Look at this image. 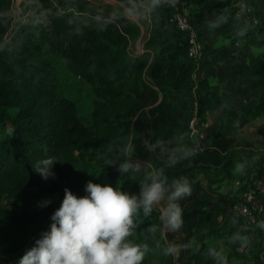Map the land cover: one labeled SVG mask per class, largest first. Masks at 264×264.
<instances>
[{
    "label": "trees",
    "instance_id": "16d2710c",
    "mask_svg": "<svg viewBox=\"0 0 264 264\" xmlns=\"http://www.w3.org/2000/svg\"><path fill=\"white\" fill-rule=\"evenodd\" d=\"M122 1L142 18L150 14L152 27L140 57L128 51L140 37L136 27L112 9L81 0L78 15L90 16L96 24L72 17L73 0H26L24 9L35 19L50 22V30L23 21L8 42L1 37L5 29H0V264H20L26 251L50 230L51 216L60 207L65 188L80 198L88 195L85 186L89 181L125 192L133 180L146 182L140 173L121 175L108 164L126 159L120 150L127 146V132L134 122L130 120L139 112L146 114L150 145L134 137L133 159L149 162L169 186L182 177L191 182L208 174L212 183L231 188L229 202L234 207L244 194L255 191L256 181L264 176V154L253 151L247 157L236 156L227 138L236 124L264 119V0H188L195 13L193 26L205 45V38L213 34L214 16L235 20L233 5L239 1H246L260 21L259 26H239L224 34L234 49L229 54L242 49L259 51L241 69L242 77L260 90L257 103L240 112H227L228 128L211 133L204 144L207 151L201 153L194 151L189 138L190 99L181 96L183 91H192L189 79L196 66L188 60L185 34L170 22L173 8L162 3L155 8L153 0ZM10 4L11 0H0V6ZM54 58L74 77L94 86L102 101L93 120L84 119L77 103L63 90ZM147 86L156 89L161 100L145 113ZM199 86L201 117L207 121V113L214 111L210 106L214 94L203 98L207 84ZM48 157L57 162L52 168L54 176L44 180L33 165ZM250 170L255 179L248 176ZM44 201L50 203L41 207ZM224 211L212 207L207 197L182 209L187 245L201 246L196 264H221L219 258L209 257L215 245L207 243L226 235L227 227L219 219ZM133 219L136 228L129 240L147 244L149 249L142 264H176L174 256L164 254L168 243L158 216L145 217L141 209ZM221 257L227 264L234 255Z\"/></svg>",
    "mask_w": 264,
    "mask_h": 264
},
{
    "label": "clouds",
    "instance_id": "9594fccd",
    "mask_svg": "<svg viewBox=\"0 0 264 264\" xmlns=\"http://www.w3.org/2000/svg\"><path fill=\"white\" fill-rule=\"evenodd\" d=\"M174 0H153V7L161 3H173ZM135 132L126 137L127 146L122 148L123 161L113 160L121 175L139 173L145 165L134 160L131 141ZM54 157L37 161L34 171L47 180L54 176L52 171ZM149 183L140 185L138 195L129 194L111 185L87 182L88 195L78 198L65 188L61 206L52 214L50 230L43 232L34 246L27 250L20 264H142L148 245H139L129 240L136 228L134 216L142 209L148 217L154 207H159V220L162 228L177 233L183 225L182 208L178 201L191 196L192 188L187 178H180L166 187V181L153 171L148 177ZM166 200V204L162 203ZM50 201H44V207ZM155 230V229H153ZM182 247L169 243L164 249L165 255H177ZM208 254L225 259L220 253L209 249Z\"/></svg>",
    "mask_w": 264,
    "mask_h": 264
},
{
    "label": "crops",
    "instance_id": "0c3cea01",
    "mask_svg": "<svg viewBox=\"0 0 264 264\" xmlns=\"http://www.w3.org/2000/svg\"><path fill=\"white\" fill-rule=\"evenodd\" d=\"M237 28L235 27V29ZM212 33L205 38L207 46L205 58L199 70L196 71L195 69L191 75L189 84H192V86L195 84L200 87V83L206 82L207 89L205 90L203 98H207L211 93L214 94L210 97V106L214 111H209L207 114L212 127L217 130L221 126L222 121L225 120L226 110L230 108L237 109L236 104H240L241 106L247 105L246 101L250 99L249 95L252 93L249 92L248 86L246 84L244 85V83L251 81L248 78L242 77L241 69L250 64L251 57L258 55L259 51L242 49L238 52H233V54H229L234 49L231 43L224 37V34H227L228 31L219 32V35H216L215 31L212 30ZM190 93L183 91L181 96L190 99ZM256 94L253 105L257 103L259 98V89L256 90ZM222 109L226 111L224 116L220 112ZM253 168L256 170L255 167ZM235 170L238 169H233L234 173H239V171L235 172ZM251 174H253V171L250 170L249 175ZM211 180L212 178L208 174H200L197 179L189 182L192 188V194L184 198L185 207L183 209L189 208L194 201L201 197H207L210 205L212 203L215 204L214 207H223L225 211L219 219L227 228L224 231L226 235L218 243L223 246V250L224 247L227 249L228 253L226 255H234V258L229 259L227 264H264V221L259 220L255 226L250 227L245 224L243 219L237 216L233 218L229 214L230 211L232 212V207L229 202L231 188L225 189L223 184H214ZM239 183L240 180L236 179L237 186H239ZM210 190L213 191V194L209 193ZM179 234V237L184 238L185 242L183 226ZM218 246L215 245L214 250L219 253ZM231 246L232 248H230ZM200 251L201 246L194 252L195 254L193 255L196 258L195 261H193L194 259L190 261L191 264H196Z\"/></svg>",
    "mask_w": 264,
    "mask_h": 264
},
{
    "label": "rangeland",
    "instance_id": "374dc122",
    "mask_svg": "<svg viewBox=\"0 0 264 264\" xmlns=\"http://www.w3.org/2000/svg\"><path fill=\"white\" fill-rule=\"evenodd\" d=\"M73 1H74L73 6L75 7L73 8V12L71 13L72 17H78L80 20L84 22L96 24L95 23L96 20H93L92 17L78 15L77 12L80 11L81 4L79 0H73ZM211 1H219V0H211ZM14 4H15L14 0H11V4L9 5V7L0 6V29H3V28L5 29V33L1 34V37H3L5 41L7 40L8 42H10L12 38L16 36V34L21 30V27H22L21 22L23 21H29L37 25L40 24V27L44 29L46 32L50 30L51 28L50 22L44 21L42 20V18L35 19L33 17V14L29 11L28 8L24 9L26 2L22 8L21 17L18 15V12L14 8ZM101 8L111 10L108 7H101ZM132 12L134 11L132 10ZM118 13L120 14V17L122 18L124 17L122 13L120 12ZM135 15H137L140 18L139 25L141 26V29H140L141 31H139V33H140V36L142 35L141 38L142 39L144 38L145 40L146 36L149 33L150 25L149 23H147V20L145 21L140 15L136 14V12H135ZM128 22L130 21L128 20ZM130 23L133 27H135V25L132 22ZM211 23L213 26L211 29L215 31L216 35H219L218 34L219 32H225V31L231 30L232 28L235 29V27H239L237 21L231 20L229 17H220L219 15L214 16V18L211 20ZM116 24H119V22H116ZM123 29L124 28H122V30ZM136 43L132 44V48H134ZM128 51L130 52L129 48H128ZM53 62H54L53 66L55 67L57 78L62 84L63 90L66 91V93L69 94L71 98L77 103L81 116L86 120H93L97 112L98 114L100 113L99 108H98V103L102 101L100 97L98 96V94L95 93L94 86L84 81L83 79L76 78L72 74H70L69 71L66 70L61 65L59 59L54 58ZM251 83L252 81L248 83H244V85L246 84L248 86L249 92L252 93L249 95L250 99L246 101L247 105L254 104V100H255L254 96L257 95L256 90H258L256 89V87L254 88V86L252 85L253 83L252 84ZM244 85L242 84V86ZM144 91L145 92L143 94V98H144L143 100H144L145 108L143 109H146V111H144L146 113L147 111H149L150 109L158 105L159 101L161 100V95L160 93H158L156 89H154L151 86H147ZM236 107L238 108L237 109L230 108L226 111L229 112L235 109V111L237 110L238 112H240L242 107L244 106H241L240 104L239 105L236 104ZM226 111L223 109L220 110L221 114L223 113V116ZM139 114H141L142 117L138 116ZM139 114H136V117L130 120L134 122L131 125L130 131L128 130L127 136L131 131L134 130L135 132L134 137L141 138L142 143L145 146H148L150 145L151 131L147 127V124H146V120H145L146 114L144 115L143 112L142 113L139 112ZM227 124H228L227 120L222 121V124L220 127L222 129L228 128L226 126ZM220 127H218L217 130ZM214 131L215 129L212 127L211 133H213ZM263 136H264V119L258 120V121H255L249 124L244 123V122L240 124L238 123L231 129V133H228L227 135V138L231 145L230 151H232L233 154L239 157H247L253 151L264 154V137ZM140 161L144 163L145 168L143 171L139 173L146 179V182H137L133 180V182L129 184L126 188L127 193L129 194L138 195L140 192V185L150 182L148 180V177L153 171L158 172L156 169H154V167L149 162L143 161V160H140ZM260 165H262V163H260ZM234 169H237V168H234ZM235 172H238V170H235ZM159 174H160V179L162 181H166L165 180L166 178H164L165 176L161 174V172ZM248 176L255 179V176L253 174L249 175V172H248ZM167 186H169L168 181H166V187ZM209 193L213 194V191L210 190ZM162 203L166 204V200ZM178 203L180 204L182 209L183 207H185L184 199H181L180 201H178ZM211 206L214 207L215 204L212 203ZM152 214H156L159 218V215H160L159 207H154ZM229 214L233 216V218L236 217V213H234L233 210L232 212L230 211ZM162 230L164 232V235L166 237L168 244L173 243L177 245L187 246V247H182L179 253L177 255H174L176 264H187V263L191 264L190 261L192 259H194L193 261H195L196 256L193 254H195L194 252L196 251V249H198V247L195 248L191 245L192 246L191 248L189 244L187 245L186 241L184 242V238L179 237L180 236L179 232L172 233L163 228ZM207 244L216 245V246H218L219 244L218 247H219V253L221 256L226 255L228 253L227 249L224 247V250H223V246L220 245V243H218V241H215L214 239L209 240ZM230 248H232V246Z\"/></svg>",
    "mask_w": 264,
    "mask_h": 264
},
{
    "label": "built area",
    "instance_id": "2783aa9c",
    "mask_svg": "<svg viewBox=\"0 0 264 264\" xmlns=\"http://www.w3.org/2000/svg\"><path fill=\"white\" fill-rule=\"evenodd\" d=\"M141 2V0H137ZM171 6L174 10L170 22L181 33L185 34L188 43V60L194 63L196 71L199 70L201 63L206 55V45L204 38L200 36L193 26L195 13L188 7V0H174L173 3H162ZM235 20L240 27L259 26L260 21L257 12L248 5L246 1H239L233 5ZM144 20L149 23V33L152 27L150 14ZM149 33L145 40L138 41L134 48L130 44V53L134 57H140L145 52V43L149 39ZM190 115L189 138L196 153L207 151L204 144L211 134L212 124L209 120L203 121L201 117L202 105L199 97V87L193 84L190 93ZM255 191L247 192L240 199V202L232 207L236 216L243 219L246 225L253 227L259 220L264 221V176L256 181ZM61 206V204H60Z\"/></svg>",
    "mask_w": 264,
    "mask_h": 264
},
{
    "label": "water",
    "instance_id": "95a60500",
    "mask_svg": "<svg viewBox=\"0 0 264 264\" xmlns=\"http://www.w3.org/2000/svg\"><path fill=\"white\" fill-rule=\"evenodd\" d=\"M83 2H87L96 7H108L115 12H120L122 15L132 22L138 31H141V26L139 25L140 18L135 15V12L122 1V0H81ZM26 0H14V8L18 12V15L21 17L22 8L25 4ZM142 36V35H141ZM139 37L138 41H142L143 39Z\"/></svg>",
    "mask_w": 264,
    "mask_h": 264
}]
</instances>
